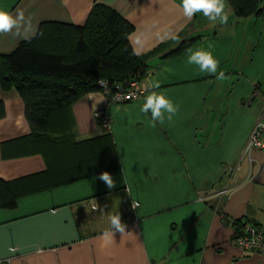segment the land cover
Here are the masks:
<instances>
[{
    "label": "crops",
    "instance_id": "1",
    "mask_svg": "<svg viewBox=\"0 0 264 264\" xmlns=\"http://www.w3.org/2000/svg\"><path fill=\"white\" fill-rule=\"evenodd\" d=\"M96 3L130 21V37L142 35L146 88L159 80L157 91L179 112L171 122H152L139 110L146 89L123 104L110 103L103 91L83 96L72 106V127L56 117L54 133L77 142L112 134L120 159V168L109 172L116 187L109 190L97 175L0 207V264H264L263 253L231 242L236 229L229 223L247 218L264 228V147L245 152L264 113V11L237 18L226 0L229 19L220 24L202 14L187 20L180 0H0V8L22 11L32 22L28 38L0 34V53L34 37L44 21L84 25ZM169 33L176 39L162 38ZM187 39L195 41L193 51L211 46L225 80L186 63L188 51L165 56ZM0 100L6 108L0 178L55 172L74 159L71 143L39 146L31 138L16 90L0 88ZM101 110L109 129L100 123ZM223 189L228 192L219 195ZM118 212L126 233L103 239L108 214Z\"/></svg>",
    "mask_w": 264,
    "mask_h": 264
},
{
    "label": "trees",
    "instance_id": "2",
    "mask_svg": "<svg viewBox=\"0 0 264 264\" xmlns=\"http://www.w3.org/2000/svg\"><path fill=\"white\" fill-rule=\"evenodd\" d=\"M237 18L261 16L260 0H228ZM134 25L116 10L96 3L84 25L60 21L40 23L34 37L21 42L9 54L0 53V88L16 90L23 99L31 138L39 146L62 143L73 146L74 159L55 172L49 170L14 180L0 178V207L15 208L20 197L97 176L120 168V159L110 132L77 142L75 137L54 133V119L62 117L72 127V106L83 96L103 91L98 80L110 88L130 81H144L149 66L132 54L129 37ZM195 41L187 39L165 56L187 52ZM104 92V91H103ZM6 116L0 100V119ZM104 128V119L99 117ZM109 129V128H106ZM247 218L234 221L237 232ZM262 227V226H260Z\"/></svg>",
    "mask_w": 264,
    "mask_h": 264
},
{
    "label": "clouds",
    "instance_id": "3",
    "mask_svg": "<svg viewBox=\"0 0 264 264\" xmlns=\"http://www.w3.org/2000/svg\"><path fill=\"white\" fill-rule=\"evenodd\" d=\"M179 7L182 10L183 17L189 21L197 14H202L211 22L219 21L220 24L228 23L229 17L226 12V0H180ZM30 33H32L31 18L26 19L22 11L13 13L0 8V34H11L15 37L28 38ZM162 38L176 39V36L169 33L166 34V37ZM129 42L132 45V54L136 56L141 55L144 47L142 35H136L134 38L130 37ZM210 48L211 46H209V50L198 48L193 51L189 49L186 63L195 65L201 73L215 76L217 80L223 81L226 79L225 73L222 70L218 72L220 61L215 58ZM98 83L104 86L106 82L98 80ZM160 87L161 82L157 79H152L149 82L147 85L148 94L144 96L139 110L145 115L150 113L151 121L154 123H163L165 120L171 122L179 112V106L163 92L157 91ZM94 179L103 181L109 190L116 187V181L108 171L101 172ZM135 206L136 204L133 201V207ZM96 208L97 204L93 210ZM101 212L103 213V210ZM108 220L110 229L103 232V239L112 241L114 240V234L116 232H119L122 236L126 233L127 225L122 223L119 212L115 214L109 213Z\"/></svg>",
    "mask_w": 264,
    "mask_h": 264
},
{
    "label": "built area",
    "instance_id": "4",
    "mask_svg": "<svg viewBox=\"0 0 264 264\" xmlns=\"http://www.w3.org/2000/svg\"><path fill=\"white\" fill-rule=\"evenodd\" d=\"M103 91L110 103L123 104L139 99L146 92L144 81H130L126 84H116L114 89L110 88L108 81H105ZM98 117H103L104 126L110 127V117L103 111L98 112ZM264 147V113L255 125L245 152L250 153L254 149ZM228 189H223L219 195L226 194ZM235 219H230L229 223L234 224ZM234 245L242 247L245 251H255L264 254V228L252 223H245L241 232H235L232 241ZM1 262V261H0Z\"/></svg>",
    "mask_w": 264,
    "mask_h": 264
}]
</instances>
